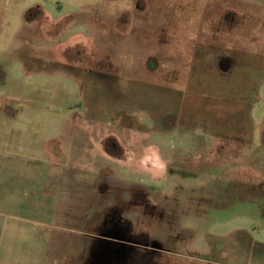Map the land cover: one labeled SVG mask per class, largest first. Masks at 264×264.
Masks as SVG:
<instances>
[{
    "label": "rangeland",
    "instance_id": "1",
    "mask_svg": "<svg viewBox=\"0 0 264 264\" xmlns=\"http://www.w3.org/2000/svg\"><path fill=\"white\" fill-rule=\"evenodd\" d=\"M141 186L162 264H264V0H0V264Z\"/></svg>",
    "mask_w": 264,
    "mask_h": 264
},
{
    "label": "flooded vegetation",
    "instance_id": "2",
    "mask_svg": "<svg viewBox=\"0 0 264 264\" xmlns=\"http://www.w3.org/2000/svg\"><path fill=\"white\" fill-rule=\"evenodd\" d=\"M224 62L232 64L224 59L218 62L219 66ZM219 154L225 158V153ZM110 187L104 186L106 192H112ZM137 189L131 199L118 197V202L109 204L102 219L90 218L88 248L85 254H79V264H162L161 244L149 231L136 232L132 218L127 215L133 208L142 211L144 219L155 222L164 216L163 207L148 195L154 190L144 186ZM103 256L109 258L106 263Z\"/></svg>",
    "mask_w": 264,
    "mask_h": 264
},
{
    "label": "water",
    "instance_id": "3",
    "mask_svg": "<svg viewBox=\"0 0 264 264\" xmlns=\"http://www.w3.org/2000/svg\"><path fill=\"white\" fill-rule=\"evenodd\" d=\"M226 66V67H225ZM229 62H224V63H222L221 64V69H222V71L223 72H227V71H229ZM107 260H109V258H108V256H103V258H102V261H103V263H106L107 262Z\"/></svg>",
    "mask_w": 264,
    "mask_h": 264
}]
</instances>
